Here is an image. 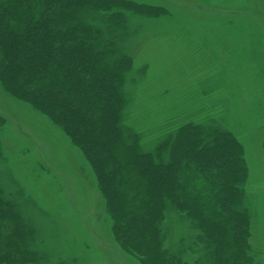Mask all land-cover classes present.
Instances as JSON below:
<instances>
[{
	"label": "rangeland",
	"instance_id": "374dc122",
	"mask_svg": "<svg viewBox=\"0 0 264 264\" xmlns=\"http://www.w3.org/2000/svg\"><path fill=\"white\" fill-rule=\"evenodd\" d=\"M130 1L144 11L82 13L115 57L130 59L122 127L159 162L169 160L166 143L188 123L236 138L247 167L240 207L250 219L249 253L264 264V0ZM114 12L121 21L107 17ZM0 196L37 264H143L115 238L81 149L1 81ZM164 214L166 248L188 264H213L192 220L169 202Z\"/></svg>",
	"mask_w": 264,
	"mask_h": 264
},
{
	"label": "trees",
	"instance_id": "16d2710c",
	"mask_svg": "<svg viewBox=\"0 0 264 264\" xmlns=\"http://www.w3.org/2000/svg\"><path fill=\"white\" fill-rule=\"evenodd\" d=\"M114 7L145 8L130 0H0V81L81 149L115 238L143 264H188L165 246L168 202L192 220L213 264H256L249 215L240 207L247 179L241 143L226 131L188 123L166 143L169 160L159 162L122 127L120 88L130 59L115 57L111 41L82 17ZM7 203L0 202V264H37Z\"/></svg>",
	"mask_w": 264,
	"mask_h": 264
}]
</instances>
